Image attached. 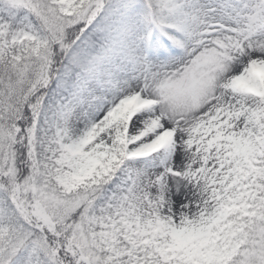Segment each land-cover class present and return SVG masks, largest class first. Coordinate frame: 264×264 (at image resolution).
<instances>
[{
  "label": "snow or ice",
  "instance_id": "1",
  "mask_svg": "<svg viewBox=\"0 0 264 264\" xmlns=\"http://www.w3.org/2000/svg\"><path fill=\"white\" fill-rule=\"evenodd\" d=\"M0 264H264V0H0Z\"/></svg>",
  "mask_w": 264,
  "mask_h": 264
}]
</instances>
